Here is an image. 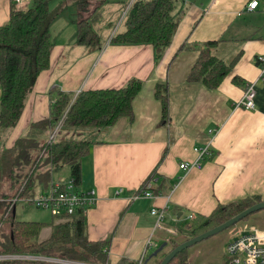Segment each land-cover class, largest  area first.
<instances>
[{"label": "crops", "instance_id": "obj_1", "mask_svg": "<svg viewBox=\"0 0 264 264\" xmlns=\"http://www.w3.org/2000/svg\"><path fill=\"white\" fill-rule=\"evenodd\" d=\"M80 1L69 0L70 4L64 2L60 7ZM84 1L90 4V14L99 8L91 22L100 38V49L76 44V10L70 20L61 17L50 25L49 68L38 75L16 131L13 128L1 139L0 147L3 149L4 143L7 150H13L28 129L31 136L27 137L45 141L49 128L41 131L34 125L49 118L56 90L75 98L81 92L120 89L129 80H139L142 88L132 102L131 121L121 117L107 131L86 132L93 142L89 156L81 161V185L74 191H93L97 197L85 214V232L90 241L109 239L108 264L122 260L137 264L142 256L143 264H153L152 251L144 252L150 237L159 247L165 240L178 237L172 231L189 215L195 223L219 205L229 206L252 196L264 201V86L255 85L253 111L234 108L245 87L263 69L257 60L264 58V35L256 33L263 26L252 21L263 15L258 9L261 1L257 9L248 11L250 0H180L174 13L179 18L178 27L157 63L150 45L109 43L123 31L119 17L132 0ZM32 4L33 0H26L21 10H28ZM14 5L12 0H0V27L9 21L13 7L18 10ZM216 40L214 55L227 65L235 60L228 75L212 91L187 83L188 72L198 57L195 47ZM234 77L242 80L243 87L232 82ZM159 84L168 90V120L164 124L161 104L154 97ZM206 146L209 154L199 161V168L180 171V163L198 160L195 148ZM154 170L152 188L160 187L157 197L134 200ZM69 182L68 170L66 180L51 184ZM34 183L33 196L43 191L41 183ZM17 204L13 207L15 219ZM153 208H166L162 230H154ZM3 229L0 227V244ZM50 233V228H44L40 239Z\"/></svg>", "mask_w": 264, "mask_h": 264}, {"label": "trees", "instance_id": "obj_2", "mask_svg": "<svg viewBox=\"0 0 264 264\" xmlns=\"http://www.w3.org/2000/svg\"><path fill=\"white\" fill-rule=\"evenodd\" d=\"M179 2L180 0H135L123 20V31L115 34L109 43L116 46L150 45L154 50V59L157 63L170 46L178 27L179 18L174 13ZM89 7L88 1L82 0L77 4L76 44L98 50L100 38L93 30L91 21L99 8L90 14ZM83 14L88 16L84 17ZM8 19L7 24L0 27V129L2 130H10L17 124L25 99L32 91L38 75L49 68L52 48L48 0H33L32 7L26 11L15 10L13 7ZM217 45L216 40L195 47L198 57L188 72L187 83L202 85L210 91L216 90L221 85L235 60L227 65L218 59L213 52ZM184 48L181 47L180 50ZM232 82L243 87L239 77H234ZM141 88L142 83L132 79L120 89L85 91L79 93L73 100L69 95L56 90L54 97L51 98L49 118L34 127L44 131L65 115L63 128L74 135L80 136L87 130L107 131L121 117L132 120V102ZM154 97L161 104V119L164 124L168 120L169 105L166 85H157ZM92 142L65 138L48 146L47 158L42 165L49 168L46 173H41L35 178L31 177L27 181L23 192L24 199L33 196L32 189L36 181L41 183L43 191H47L51 185H49L51 169L55 168L67 167L72 186L78 188L81 185V161L89 156ZM37 148L36 139L18 140L13 150H9L12 152L11 157L5 156L0 159V172L4 177H11L13 168L17 164L30 163V151ZM165 153L162 154L161 160ZM154 174L155 170L136 194H139L146 184H151L150 192L153 195L160 190V187L152 188ZM60 191H65L63 184L60 186ZM260 202H262L260 197L252 196L238 200L229 206L219 205L212 214L196 220L195 223L186 220L177 227V238H170L163 242L166 243L164 251L152 259L153 264H161L163 258L181 243L216 228ZM5 210V208L2 209L0 227L7 225V235L3 238V244H0V256L39 257L58 260L64 264H68L66 262L108 264L110 241L106 239L95 242L87 239L86 218L81 209L76 210L70 217H63V222L57 225L55 218L49 224L18 221L12 212L7 217L4 216ZM250 216L240 224L248 220ZM44 228H50L51 233L47 238L40 239ZM157 248L155 247L153 251ZM188 258V250H185L169 264H189ZM0 264L59 263L41 260H4L0 261ZM118 264L134 263L122 260Z\"/></svg>", "mask_w": 264, "mask_h": 264}, {"label": "built area", "instance_id": "obj_3", "mask_svg": "<svg viewBox=\"0 0 264 264\" xmlns=\"http://www.w3.org/2000/svg\"><path fill=\"white\" fill-rule=\"evenodd\" d=\"M135 0H132L126 10L123 12L121 21L122 22ZM259 0H250L247 5L248 11H253L257 9ZM14 6L22 11L23 7L26 4V0H12ZM22 9V10H21ZM257 62L262 65V72L258 77L250 82L243 92L241 99L236 103L234 108H241L246 111H253L255 109V85L261 84L264 86V58H258ZM65 115H63L57 122L53 123L52 126L49 127V133L46 138V143L50 146L52 143L58 142L59 135L61 129H63V121L65 119ZM209 146L204 148H195L194 153L196 154L198 160L194 162H183L180 163L178 168L180 171L187 173L194 168L200 167V160H202L205 156L209 154ZM151 184H146L143 190L134 196V200L136 199H151L153 200L157 196L153 195L150 192ZM60 186L62 184H51L47 191H41L37 195L32 196L31 198L24 199V187L22 190V198L23 204L31 205L35 209L48 211L52 218H55L57 224L60 221L64 220L63 217H70L75 213L76 210L81 209L82 214L85 215L87 210L93 207L96 204L95 193L87 192V193H78L74 191V187L71 182L67 184H63L65 186V191H60ZM175 189V188H174ZM121 193V190L116 192L117 195ZM170 195L167 197V201H169ZM11 209V208H10ZM166 209V208H165ZM165 209H156L153 208L150 210V215L155 219V231L162 230V224L165 219ZM10 213V211H9ZM9 213H5L4 216L10 215ZM193 216L189 215L187 217V221H192ZM170 233V231H169ZM172 235H178L177 230L172 231ZM152 238L150 237L145 246V254L149 251L155 249ZM145 256V255H144ZM225 257L226 264H264V230L257 228L256 226L246 225L244 226L238 234L233 236V239L227 244L225 249ZM4 260H41L48 262H56V263H64L58 260H51L46 258L39 257H26V256H0V261ZM143 256L137 262V264H143Z\"/></svg>", "mask_w": 264, "mask_h": 264}, {"label": "rangeland", "instance_id": "obj_4", "mask_svg": "<svg viewBox=\"0 0 264 264\" xmlns=\"http://www.w3.org/2000/svg\"><path fill=\"white\" fill-rule=\"evenodd\" d=\"M94 1H98V0H94ZM260 1H261L260 7L258 9H259V12H263V15L261 17H258V19H253L252 21H254L255 24H259L260 27L261 25L263 26L256 33L257 34L262 33L264 35V0H260ZM64 2L66 3V5L71 3L69 2V0H66V1L65 0H48V9H49V17H50L51 26L55 21H57L61 17L64 19L70 20V18L72 17V11L73 10L75 11L77 9L76 3H74L72 6H66V7L61 8L60 5L64 6L65 5ZM99 2H102V0H99ZM120 19L121 17H119V20ZM101 22H102V19L99 21L98 24H100ZM121 27L124 29L123 24L122 26H120V28ZM13 128H11L10 130L0 129V145L2 144L1 141L4 140V138L8 136L15 129ZM27 131L28 132L22 136L23 139L29 138L27 137L29 135L31 136V131L29 129ZM89 131L92 132V130H87L85 131V133H83L80 136L76 134L75 136L71 137L67 134L69 132L68 129L63 128L60 131L58 141H60L61 139H65V138L67 140L71 139L74 141H86V140L88 141V139H92V138H88V134H86V132H89ZM7 145L5 146L3 143V149L0 147L1 148L0 149V159L5 158V156H8V158L11 157L12 152L7 150L8 149ZM47 148H48V145L46 143V139L42 143L38 142V148L30 151V157H31L30 163L28 165L24 163L17 164L16 167H14L13 169V174L11 177L10 176L4 177L2 172H0V208L3 210L4 208L6 209L4 213H9V211L12 212L13 207L18 202L23 201L21 193H22L23 187L26 186L27 181L31 177L35 178L36 176L41 175V173L47 172L49 167L46 165H42L43 162L47 158V151H46ZM67 173H68L67 167L51 169V181L49 185L51 184V182L57 183V181L66 180ZM39 187L43 188L42 185H40ZM1 213H2V210H0V218L2 216ZM16 219L18 221L40 222L41 224L42 223L49 224L53 221V218L51 217L48 211L35 209L31 205H23L21 207L20 203L17 204ZM61 222L63 221H60V223ZM246 225L256 226L257 228L264 230V210L252 214L248 220L242 222L241 224L239 223L235 225L233 228L225 230L224 232H221L191 247L188 250V256H189L188 263L189 264H225V261H226L225 249H226L227 244L233 239V236L238 234L239 231ZM6 228H7V225L4 224V229H3L4 236L7 235ZM66 263L76 264L73 262L72 263L66 262Z\"/></svg>", "mask_w": 264, "mask_h": 264}, {"label": "water", "instance_id": "obj_5", "mask_svg": "<svg viewBox=\"0 0 264 264\" xmlns=\"http://www.w3.org/2000/svg\"><path fill=\"white\" fill-rule=\"evenodd\" d=\"M264 210V201L246 209L245 211L241 212L240 214L236 215L232 219L228 220L227 222H223V224L217 226L214 229H211L197 237H194L192 239H189L180 245H178L175 249H173L170 253H168L162 260L161 264H169L178 254L185 250H189L191 247L201 243L202 241L211 238L221 232H224L225 230H228L244 219H246L248 216L257 213L259 211ZM13 215H15L14 209L12 210ZM166 246V243L161 244L155 251L152 252L150 255L151 258L157 257L162 251H164V247Z\"/></svg>", "mask_w": 264, "mask_h": 264}]
</instances>
